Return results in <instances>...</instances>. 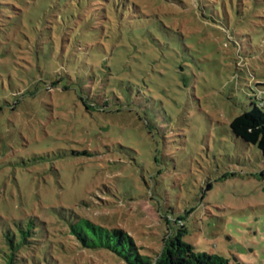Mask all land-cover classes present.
<instances>
[{
  "label": "rangeland",
  "instance_id": "obj_1",
  "mask_svg": "<svg viewBox=\"0 0 264 264\" xmlns=\"http://www.w3.org/2000/svg\"><path fill=\"white\" fill-rule=\"evenodd\" d=\"M257 81L264 0H0V229L36 218L49 264H128L68 225L157 255L182 222L264 264V155L230 128Z\"/></svg>",
  "mask_w": 264,
  "mask_h": 264
},
{
  "label": "trees",
  "instance_id": "obj_2",
  "mask_svg": "<svg viewBox=\"0 0 264 264\" xmlns=\"http://www.w3.org/2000/svg\"><path fill=\"white\" fill-rule=\"evenodd\" d=\"M262 86L263 81L255 82L254 89L249 95L251 108L236 115L230 121V128L236 136L256 145L264 155ZM25 223L15 221L14 224L0 229V264H49L47 254L42 253V249L47 246L40 240L39 231L35 227L37 219L30 217ZM180 223L182 225L179 232L168 234L164 238L162 249L157 255L141 252L129 234L121 228H107L84 217H79L68 227L69 233L76 238L82 248L107 249L128 264H247L237 258L230 261L216 253L196 251L192 244L183 240L182 236L187 230L185 225ZM59 244L57 241L58 251L62 253ZM48 247L53 248L51 245Z\"/></svg>",
  "mask_w": 264,
  "mask_h": 264
}]
</instances>
